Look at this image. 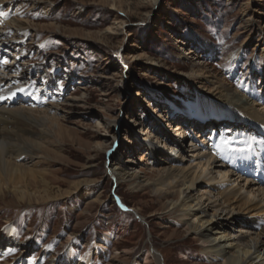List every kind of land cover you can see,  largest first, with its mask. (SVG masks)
<instances>
[{
  "label": "rangeland",
  "instance_id": "obj_1",
  "mask_svg": "<svg viewBox=\"0 0 264 264\" xmlns=\"http://www.w3.org/2000/svg\"><path fill=\"white\" fill-rule=\"evenodd\" d=\"M1 1L6 15H0V45L9 47L0 52V77L10 69L19 88L28 90L13 108L49 110L58 125L45 121V145L34 152L40 158L19 163L44 171L62 192L85 181L81 189L94 187L99 200L82 202L72 195L27 203L4 191L0 231L9 225L22 238L41 240L25 252L0 256V264L19 258L53 264L66 252L69 236L78 238L75 252L82 257L83 246L109 227L122 236L111 240L105 261L93 258V264L114 255L132 264L150 250L162 264H218L201 254L200 242L169 211L166 198L144 183L115 181L108 167L129 165L153 182L161 168L150 153L166 152L161 147L171 144L162 134L189 155L174 130L177 120H186L188 94L210 98L218 95L216 88L245 99L264 94V0ZM4 18L26 29L12 28ZM216 111L225 115L231 108L219 104ZM241 129L262 144L257 130ZM191 130L189 138L211 147L208 136L200 139L197 128Z\"/></svg>",
  "mask_w": 264,
  "mask_h": 264
},
{
  "label": "bare ground",
  "instance_id": "obj_2",
  "mask_svg": "<svg viewBox=\"0 0 264 264\" xmlns=\"http://www.w3.org/2000/svg\"><path fill=\"white\" fill-rule=\"evenodd\" d=\"M4 22L21 31L26 29L21 21L6 18ZM7 47L9 44L0 45V52ZM5 70H8L7 74L0 77V96L20 89L17 76L12 75L14 72ZM14 80L12 86L10 83ZM216 90L219 91L218 95L210 98L188 94L190 113L183 112L187 115L184 121L175 117L179 119L176 121L179 125L174 129L179 132V138L176 139L184 142V146L188 145V156H184L181 144L174 143L162 134L171 144L167 148L164 145L161 147L166 152L153 150L150 153L155 166L161 168L155 181L142 179L132 166L125 164H113L108 167V172L115 181L128 182L134 187L144 183L154 194L166 198L169 211L177 214L186 232L198 239L201 254L210 261L218 264H264V137L262 144H257L241 129L243 126L248 127L264 136V94L255 92L245 99L228 88ZM27 91L25 88L12 99L0 100V197L7 191L20 202L46 204L75 195L79 201L92 199L97 203L99 195L94 187L81 189L85 181L62 192L46 181L44 171L38 170L33 164L28 167L19 163L31 156L40 158L34 152H41L45 145L49 132L45 121L58 126L57 120L49 117V110L40 113L25 107L13 108V102ZM219 104L231 108V111L219 115L216 111ZM168 108L170 110L171 106ZM191 127L197 128L196 136L200 139L202 134L208 136L211 147H208L210 144L200 146L189 138L188 132L194 134ZM222 141H232L231 146L242 145L246 151L233 153L227 148L221 151L218 146ZM200 142L204 143L202 140ZM29 181L41 187L32 190L27 184ZM175 196L177 199H174ZM118 236L112 227L107 228L95 242L83 246L87 251L82 257L75 252L79 249L78 238L69 236L66 252L53 259V264H93V258L105 261L108 245ZM39 240L31 236L22 238L6 225L0 231V256H6L15 249L25 252L35 247V242L39 244ZM14 264H35V261L19 258ZM105 264L125 263L114 255ZM132 264L162 263L156 252L150 250Z\"/></svg>",
  "mask_w": 264,
  "mask_h": 264
},
{
  "label": "snow or ice",
  "instance_id": "obj_3",
  "mask_svg": "<svg viewBox=\"0 0 264 264\" xmlns=\"http://www.w3.org/2000/svg\"><path fill=\"white\" fill-rule=\"evenodd\" d=\"M0 15H6V13H0ZM5 63H7V61H5ZM24 89H17V92H23ZM17 92H10L7 96H0V100H8V99H12ZM232 141H222L221 145L218 146L220 148L221 151H223L225 148H227L229 151L233 152V153H243L244 151H246V149H242V148H236V147H231Z\"/></svg>",
  "mask_w": 264,
  "mask_h": 264
}]
</instances>
